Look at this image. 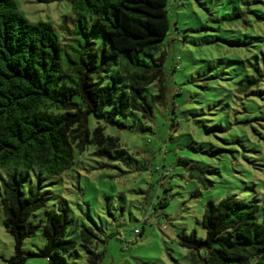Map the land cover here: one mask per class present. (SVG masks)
Returning a JSON list of instances; mask_svg holds the SVG:
<instances>
[{
  "label": "rangeland",
  "instance_id": "rangeland-1",
  "mask_svg": "<svg viewBox=\"0 0 264 264\" xmlns=\"http://www.w3.org/2000/svg\"><path fill=\"white\" fill-rule=\"evenodd\" d=\"M15 1L23 16L50 22L62 39L63 23L72 27L77 18L67 0ZM168 4L172 28L163 42L168 91L161 105L155 87L146 90L152 120L134 111L117 117L116 126L91 118L90 129L102 126L105 135L118 138V147L99 156L93 145L76 150L72 168L58 176L38 168L0 169V205L1 184L10 175L22 179L26 195L33 185L48 193L46 206L30 217L41 228L23 242V264H88V250L99 264H191L178 234L205 237L201 220L209 201L264 203V79L256 89L238 91L249 63L264 71V0ZM224 16L234 21L218 27ZM85 18L91 27L93 17ZM93 39L108 45L99 29ZM60 209L72 221L65 237L76 249L48 260L37 254L46 244L42 225L49 212ZM4 221L1 210L0 264L14 254ZM83 227L93 235L85 244Z\"/></svg>",
  "mask_w": 264,
  "mask_h": 264
},
{
  "label": "trees",
  "instance_id": "trees-1",
  "mask_svg": "<svg viewBox=\"0 0 264 264\" xmlns=\"http://www.w3.org/2000/svg\"><path fill=\"white\" fill-rule=\"evenodd\" d=\"M67 1L77 18L72 27L63 23L67 37L62 39L50 22L30 21L15 0H0V169L38 168L61 175L74 165L76 150L93 145L99 156L118 147V138L105 135L102 126L90 129L91 118L116 126L117 117L134 111L152 120V105L145 96L151 85L154 99L166 103L163 42L172 28L168 0ZM85 17H93L91 27ZM233 19L221 17L218 27ZM96 29L111 51L107 43L94 41ZM249 68L238 85L243 93L264 79V71L254 63ZM102 75L109 76L106 82L96 79ZM22 182L10 175L1 184L0 211L14 241L7 264L25 262L23 242L41 228L30 217L48 200V193H40L35 185L26 195ZM71 223L65 209L49 212L42 225L46 244L37 254L53 260L73 252L76 242L65 237ZM201 224L204 238L195 232L178 234L191 264H264V203L234 197L209 201ZM92 236L91 229L80 230L84 244ZM201 250L207 252L205 257L198 255ZM88 253V264H99L98 256Z\"/></svg>",
  "mask_w": 264,
  "mask_h": 264
}]
</instances>
